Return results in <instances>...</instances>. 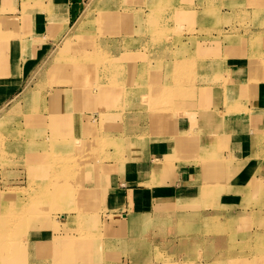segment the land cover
<instances>
[{
  "label": "crops",
  "instance_id": "crops-1",
  "mask_svg": "<svg viewBox=\"0 0 264 264\" xmlns=\"http://www.w3.org/2000/svg\"><path fill=\"white\" fill-rule=\"evenodd\" d=\"M100 12L132 14V24L121 25L136 29L129 36L134 72L119 73L103 93L94 90L102 113L112 107L102 117L82 106L87 88L68 87L55 98L41 73L64 27L78 20L88 26ZM156 15L181 33L153 45L145 26ZM175 61L191 63L182 67L185 98L167 101L168 89L177 90ZM127 78L132 88L122 86ZM205 87L211 91L203 95ZM85 108L97 114L86 119ZM56 112L67 116L62 121ZM1 118L7 149L23 166L22 155L48 151L56 121L64 127L59 140L100 143L96 158L75 167L79 183H71L83 194L82 226L92 240L66 244L73 212L60 220L35 213L24 245L10 253L15 264L209 261L220 246V220L234 222L250 181L264 176V0H0ZM25 167L7 170L17 175L15 187L27 185ZM14 196L7 200L21 201ZM68 203L63 207L77 205Z\"/></svg>",
  "mask_w": 264,
  "mask_h": 264
},
{
  "label": "rangeland",
  "instance_id": "rangeland-1",
  "mask_svg": "<svg viewBox=\"0 0 264 264\" xmlns=\"http://www.w3.org/2000/svg\"><path fill=\"white\" fill-rule=\"evenodd\" d=\"M158 11L159 10H155L156 14ZM120 15L100 12L93 22L94 24L91 23L88 26H85V24L80 29L81 31H76L74 33L76 35L74 39H77L79 38L77 35L82 32H85V34L82 35L83 37H88L90 35L89 32H94L95 39L93 41L87 40L86 38L82 40L85 46L89 44V50L73 66L67 65L66 59L63 60L62 63V59L74 49L72 45L64 51L56 64L52 58L61 50L69 33L72 32L69 27H64V38L58 44L56 52L54 51L51 54L50 59L46 63V67L41 72L44 73L46 84L50 87H55L54 93L56 94L53 95V97L56 98L60 92L62 93L60 90L57 91L58 89L84 87L88 89L86 94L90 93L92 96L89 100H86V95L82 96V102L84 103L82 106L97 108L99 112L98 116L100 117L109 114L107 112L112 108L110 105L105 107V112L102 113L104 108L101 107L100 100L102 97L100 93H103L106 88L110 89L115 87L119 83L117 79L119 73H127L130 70L134 72L135 70L131 68L132 66L130 63L133 60V52L131 51V39L129 36H131L136 29L131 26L121 25V22L125 21L132 24V14ZM168 20L165 18L160 19V17L156 15L150 17L147 24L145 23L146 30L148 33H151L150 39L153 45H157L160 41H163L168 34L181 33L178 27L171 29ZM73 25H71V27ZM187 30L189 33L194 32L193 28ZM79 39L75 41V44L79 42ZM206 44L208 43L204 42L203 45ZM119 49H122L123 52L121 54L115 53V51ZM189 64L191 63L182 61L174 62L175 70L173 71V83L177 90L172 91L168 89L166 93L167 96L173 94L174 98L179 99V101L184 100L185 96L181 93L182 90L179 89V86L183 80L181 79L183 77L182 67ZM100 78H102L103 81H100ZM123 82L124 84H121L123 87L132 88L135 80L127 78L124 79ZM94 90H99L100 93H95ZM210 91L208 87L203 88V95ZM78 95L79 94L76 93L73 97L77 98ZM64 96L65 95H62L60 97L64 98ZM168 98L167 101L173 100L171 96ZM165 101L161 102L163 106H166L164 103ZM57 105L63 107L58 101ZM171 105L173 106L174 104ZM56 109H59V106ZM165 110L168 109L163 108L161 111ZM93 113L97 114V112H92L91 108L88 109L85 118H92L95 116ZM56 114L57 116L62 115L59 112H56ZM64 114L67 116V113ZM64 114L60 118L62 121L65 119ZM2 121L3 118L0 119V128L4 126ZM57 123L58 122L53 123L54 134L56 133V127H58V131L60 132H62L64 128ZM58 141H63L69 147H67V145H58ZM85 142L82 140H74V144H71L70 141L67 142L63 139L59 140L58 137L52 135L49 139L48 151L44 153L40 152V154H44V160L41 159L39 162L35 159L33 155L36 152L21 156V160L27 167L26 169L22 164L13 161L17 151H14V153L9 152L11 150L7 149H10L7 136L2 134L0 130V228L5 229L4 233H6L5 237H7L5 240L6 242H2L0 237V264H15L12 254L10 253L19 251L22 245H24L23 239L27 232V219H30V221L32 220V218L28 216H32L35 213L43 214L44 218L48 217L45 215H49L50 217L55 216L60 220V218L63 217L61 215L62 213L73 212L77 216L76 221L78 222L79 220V223L76 222L73 229L63 230V232L67 231L65 233H69L70 235L64 237L66 244H84L92 240L93 235L85 233L82 226L85 202L81 204L82 202L78 201V198H82L83 194L80 191V187L71 185L73 182L79 183V173L82 172L81 169L76 170L75 167L80 163L98 156L94 153L93 148L100 144L99 140ZM80 145L82 148L78 149L77 147ZM62 153L63 156H59ZM261 155L264 156V154ZM60 157L61 159H59ZM24 167L27 173V185L25 187H15V184L18 183L15 181L17 175L8 174L7 170ZM65 187H68L70 190H63ZM248 190L249 193L246 195L247 200L244 204L239 205V207H242L237 209V218L232 222L233 224L226 218L220 220V246L213 250L215 253L211 251L210 255H206V257H210L209 261L214 259L217 254L219 258L227 257V250L234 252L237 257L243 255L250 259L257 255L256 253H259V256L256 257L258 259L256 260L260 264H264V237H260L261 234L259 233L264 232V176L260 174L257 178H253L249 183ZM11 196H14L16 199L20 198L21 201L7 200ZM68 200H71L70 203H68ZM66 202L68 204L77 205L71 207L72 209H68L67 207H63V204L65 205ZM15 203H17V205ZM244 209H248L249 212L245 213ZM88 212L91 214L89 207L86 209V213ZM50 222L56 229L60 226L56 218L51 219ZM228 231L230 232L228 233ZM249 249L252 250V252ZM206 261L203 264L209 262Z\"/></svg>",
  "mask_w": 264,
  "mask_h": 264
},
{
  "label": "bare ground",
  "instance_id": "bare-ground-1",
  "mask_svg": "<svg viewBox=\"0 0 264 264\" xmlns=\"http://www.w3.org/2000/svg\"><path fill=\"white\" fill-rule=\"evenodd\" d=\"M159 8V7H158ZM86 13V12H85ZM85 23H86V21L85 20H83V21H81V20H78L77 22H75L74 23V25L71 27V26H69V28L72 30V32L71 33H69V36L67 37V39L65 40V43H64V45L62 46V48H61V50L56 54V55H54L52 58L54 59V61H55V64H56V62L61 58V56H62V54L64 53V51H66L71 45L73 46V50H72V52L70 53V54H68L67 56H65L63 59H62V63H63V60H65L66 59V62H67V65H69V66H73L79 59H81L84 55H85V53L89 50V44L88 45H84L83 44V42H82V40H85V38L87 39V40H90V41H93L94 39H95V33L94 32H89L90 33V35L88 36V37H86V36H82L83 34H85V32H82V33H80L79 35H77L79 38H77V39H74L75 38V32L76 31H81L80 29L85 25ZM94 24V23H93ZM79 39V42L78 43H76L75 44V41L76 40H78ZM56 52V51H55ZM54 64V65H55ZM102 77H104V76H102ZM100 81H103V79L102 78H100ZM104 85V84H103ZM64 91L63 89H58L57 91ZM83 96V95H82ZM81 96V97H82ZM92 95L90 94V93H88V94H86V100H89L90 99V97H91ZM107 113H109V112H107ZM94 120V119H93ZM57 122V121H56ZM59 129H58V127H56V133L54 134V136H60L61 135V133L62 132H60V131H58ZM77 141H80V140H77ZM68 142V141H67ZM86 143V142H85ZM57 144L58 145H67V144H65L63 141H58L57 142ZM86 145V144H85ZM67 147H69L68 145H67ZM78 149H81L82 148V146L80 145V146H78L77 147ZM69 149V148H68ZM59 156H63V153L62 154H60ZM33 157L35 158V159H37L39 162H40V160L42 159V160H44V154H40V153H35L34 155H33ZM61 157L59 158V159H61ZM42 163V162H41ZM86 163V162H85ZM87 166V165H86ZM89 166V165H88ZM54 167V166H53ZM52 167V168H53ZM72 168V167H71ZM92 176V175H91ZM55 190V189H54ZM53 190V191H54ZM63 190H70L68 187H65V189H63ZM218 217V216H217ZM212 218H214V217H212ZM219 224H220V222H219ZM213 226V225H212ZM216 225H214V227H215ZM1 229V228H0ZM212 229V228H211ZM214 229V228H213ZM4 231H5V229H1L0 230V237H1V241L2 242H6L5 240L7 239V237H5V234L6 233H4ZM218 231H220V229L218 230ZM212 232H214V231H212ZM216 232V231H215ZM261 235H260V237H264V232H259ZM217 234V233H216ZM56 243V242H55ZM59 244V243H58ZM231 247V246H230ZM233 249V248H232ZM241 249H243V248H241ZM240 250V249H239ZM238 250V251H239ZM250 250V249H249ZM251 252H252V250H250ZM257 255H255L252 259H250V258H248V257H245V256H243V255H240V256H236L235 255V253L234 252H230V251H227L226 250V255H227V257H223V258H219V256H218V254H217V256L216 257H214V259H212L211 261H209V262H207L206 264H260L259 262H257V260L256 259H258V258H256L257 256H259V253H256ZM250 255H251V253H250ZM5 256H6V254H5ZM243 256V257H242ZM247 256V255H246ZM252 256V255H251ZM230 258V259H229ZM261 260H262V258H261ZM263 261V260H262ZM52 264H58V262H56V263H52ZM74 264V263H73ZM201 264H203V263H201Z\"/></svg>",
  "mask_w": 264,
  "mask_h": 264
}]
</instances>
